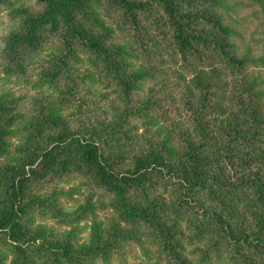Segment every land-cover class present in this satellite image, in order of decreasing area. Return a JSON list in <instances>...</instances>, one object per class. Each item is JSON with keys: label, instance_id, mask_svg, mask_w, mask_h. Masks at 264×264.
Wrapping results in <instances>:
<instances>
[{"label": "trees", "instance_id": "1", "mask_svg": "<svg viewBox=\"0 0 264 264\" xmlns=\"http://www.w3.org/2000/svg\"><path fill=\"white\" fill-rule=\"evenodd\" d=\"M235 6L264 21V0H0V84L31 92L0 86V264L129 243L136 264H264V54ZM82 187L99 204H69Z\"/></svg>", "mask_w": 264, "mask_h": 264}, {"label": "rangeland", "instance_id": "2", "mask_svg": "<svg viewBox=\"0 0 264 264\" xmlns=\"http://www.w3.org/2000/svg\"><path fill=\"white\" fill-rule=\"evenodd\" d=\"M253 9H247L243 6H235L233 9V16L237 20V28L240 30L243 37V44L251 48L254 54H264V21L258 17L257 14H253ZM12 25L11 18L7 15V12L0 10V35H4ZM2 81L0 80V83ZM1 86V84H0ZM1 88L12 90L16 95L18 94H29V88L18 84H5ZM66 189L75 188L77 182H71L70 184L64 185ZM75 192H81L80 195H73L75 202L71 203H83L86 198H91L95 204H99V192H96L88 188H79ZM98 218L101 221L109 220L115 217V214L109 209L97 210ZM48 225L55 226L53 223L48 222ZM56 227V226H55ZM141 258V251L138 245L129 243L126 247L123 258H119L116 264H136Z\"/></svg>", "mask_w": 264, "mask_h": 264}]
</instances>
